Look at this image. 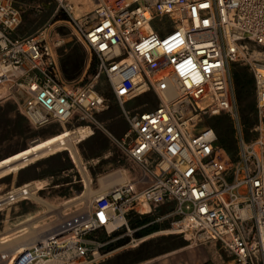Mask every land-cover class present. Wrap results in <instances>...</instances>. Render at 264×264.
Masks as SVG:
<instances>
[{
	"label": "built area",
	"instance_id": "built-area-1",
	"mask_svg": "<svg viewBox=\"0 0 264 264\" xmlns=\"http://www.w3.org/2000/svg\"><path fill=\"white\" fill-rule=\"evenodd\" d=\"M55 1L120 107L127 130L115 143L139 175L96 197L86 220L55 226L15 264L96 255L104 244L92 247L87 236L127 227L126 216L141 205L169 206L164 218H175V232L217 243L232 264H264V0H91L80 16L69 0ZM20 24L15 1L0 0V85L14 89L29 124L96 123L103 96L93 85L66 82L46 42L15 36ZM238 62L254 82L251 140L237 120L230 67ZM170 89L177 96L165 101L160 94ZM148 93L159 99L155 108H126ZM220 113L237 124L234 158L203 123ZM117 219L123 223L108 232Z\"/></svg>",
	"mask_w": 264,
	"mask_h": 264
},
{
	"label": "rangeland",
	"instance_id": "rangeland-1",
	"mask_svg": "<svg viewBox=\"0 0 264 264\" xmlns=\"http://www.w3.org/2000/svg\"><path fill=\"white\" fill-rule=\"evenodd\" d=\"M14 1L21 11V24L15 36L18 38L34 36L46 42L55 53L62 78L63 75L60 69L62 61H66V59L68 61V58L71 61H80L82 64L80 73L71 81L66 82L76 86L93 85L95 92L105 99L106 108L95 114L96 123L72 122L62 126L51 124L42 128H34L22 114L19 96L14 89L8 88L3 94L0 93V160L17 154L35 143L59 135L64 131L73 132L79 128H89L92 131V135L85 141L77 143L75 147L77 155L81 159L83 167H85L89 182H91L90 188L92 192L100 187L98 182L100 177L118 170L125 172L127 177L125 182L138 177V166L129 160L124 151L119 149L115 143V139L121 138L127 130L126 122L121 116L120 107L115 102L107 81L97 71L96 58L79 41L75 31L68 23L67 14L58 6L55 0ZM85 1L88 3V0ZM70 2L73 6L72 13L75 16L89 12H81L83 6L76 4L78 3L77 1L70 0ZM90 7L92 8V3ZM250 47L255 51H260L259 47L253 45ZM233 65L237 68L245 69V72L252 77L249 66L246 63L238 62L230 67L231 78ZM232 86L234 93L233 80ZM162 96L164 100L169 101L172 99L173 94L165 92ZM254 101L255 92L247 95L241 104L235 98L237 120L245 140H251L256 137L257 118L256 122L245 128L241 109L249 107ZM158 104L159 99L157 96L153 93H148L129 102L126 108L130 110H151ZM203 123L212 127L216 126L221 137L230 140L229 145L232 144L233 151L232 156L229 155L234 158L237 151L236 121L227 113H220L215 117L205 119ZM74 163L68 152H62L56 156L29 164L24 169L22 168L7 178L1 179L0 199L7 198L3 197L24 185H38L41 189L36 191V196L46 203L56 206L57 209L49 212L44 205L33 200H24L16 204L7 205L0 210V237L7 236L6 239L18 237L27 232L25 228L31 226L38 227L37 231L39 233L44 232L53 226L63 225V222L70 217H68V212L75 210L76 215L81 213L85 206L82 201L63 205V203L68 201L64 199L68 191H75V196H78L85 190L83 176H81L79 168ZM38 182H43V185L41 186ZM88 197V206H91L92 198L91 196ZM139 207H137V211H133L126 216L127 227L123 226L110 234H107L104 230H99L88 235L86 239L91 242L92 247L96 246L97 243L104 244V246L99 248L98 254L93 256L88 254L83 258L77 259L72 264H139L153 256L161 254H168L167 256H169V253L173 252L170 255L176 257V254H189L193 251L196 252L200 248L201 252L198 256L201 259H208L216 255L224 260H230L229 256L217 243H197L188 234L176 233L170 225L175 218L161 219L163 215L162 209L166 210L169 208L166 205L155 208V215L148 216L149 219L151 218L152 221H155L154 225L160 228L159 231L150 237L136 238L134 231L129 228V221L135 219V217L144 216V214L141 215L138 212L142 211ZM60 215L64 219H60ZM124 238H128V242L119 246L118 241ZM143 242L146 245L136 251ZM172 260L175 261L173 258ZM3 262L0 258V264H3Z\"/></svg>",
	"mask_w": 264,
	"mask_h": 264
},
{
	"label": "bare ground",
	"instance_id": "bare-ground-1",
	"mask_svg": "<svg viewBox=\"0 0 264 264\" xmlns=\"http://www.w3.org/2000/svg\"><path fill=\"white\" fill-rule=\"evenodd\" d=\"M74 1L78 2L76 4H79V5L81 4L83 6L82 8H86L91 5L90 0H88V3L85 0H74ZM7 89H8V86L6 84L0 85L1 94H3ZM166 92L173 94L172 99L177 96V93L174 91V89H170ZM164 93L165 92L160 94L162 99H164L162 96ZM91 135H92V131L89 128H79L78 130L73 131V132L64 131L63 133L59 135H56L44 141L35 143L34 145L28 147L27 149L17 154L9 156L6 159L0 160V180L7 178L9 175L14 174L17 171H20V169L22 168L24 169V167L28 166L29 164L31 165L37 161H40L48 157H52L54 155L56 156L57 154L62 153V152H68L70 156L72 157V161L75 162L74 164H76V166L79 168L82 174L81 176H83V179H84L83 183L85 185V190L81 195H78V197H76L75 199H72L68 202L63 203V205L72 204L75 202L77 203L78 201L80 202L82 201L83 204L85 205L84 210L74 217H77V216L81 217L82 218L81 221H84L86 220V217L90 213V205L88 206L89 204L88 196H91L92 201H93L96 197L101 196L105 194L106 192L122 184L127 183V182H124L125 177L123 175V172L119 170L115 171L113 173H110L98 179L99 184L102 186V190H105V192L100 193V194L96 193L97 195H95L94 197L92 196L95 193L92 192L90 188L91 182H89V179L87 177L88 175H86L85 173V167H83L84 165H82L80 161L81 159H79L77 155V151H76L77 149L75 147L77 143L85 141ZM40 189L41 187H39L38 185H35V186L24 185L22 187L15 189L14 191L8 193L6 196L3 197V198L5 197L7 198L0 199V210L10 204H14V203L16 204L24 200H33L39 204L44 205V207L49 212L55 211L57 209L56 206L50 205L36 196L35 194L36 191ZM92 201L90 203H92ZM62 217H63L62 215L59 216L60 219H64ZM72 218L73 217H71L68 220H65L63 223L66 224L70 222ZM122 223H123L122 219H117L114 223H107L106 230L110 232L115 227L121 225ZM54 227L55 226L49 228L46 231H44L42 228L44 232L39 233L37 231L38 227L31 226V227L25 228L27 232L23 233L22 235L18 237L6 239L7 236H1L0 237V258L1 260L4 261L3 264H15V261H16L15 259H17L21 253H23L26 249H28L35 242H39L43 240V238L47 235V233L52 231ZM35 264H58V263L56 261L49 260V261H40Z\"/></svg>",
	"mask_w": 264,
	"mask_h": 264
},
{
	"label": "trees",
	"instance_id": "trees-1",
	"mask_svg": "<svg viewBox=\"0 0 264 264\" xmlns=\"http://www.w3.org/2000/svg\"><path fill=\"white\" fill-rule=\"evenodd\" d=\"M82 64L80 61H74L66 59V61H62L60 63V69L65 81H71L73 78L78 76L80 73V69ZM232 80L234 85V95L236 100L241 104L244 102V99L249 94H254V82L253 79L248 73L245 72L243 68H237L235 65L232 66ZM243 124L245 128L250 127L253 122H256V113H255V101L249 107H243L241 109ZM217 134L218 137V146L223 148L228 154L232 156V144L229 145L230 140H226V138L221 137L220 132L216 126L212 127ZM230 133V132H229ZM228 134V133H227ZM228 137V135H227ZM230 139V138H229ZM150 222L147 216L135 217V219L129 221V228L134 231V236L136 238H141L146 236L155 230L157 227L145 226ZM128 242V238L121 239L118 241L119 246L124 245ZM146 243L140 245V247L136 250L139 251L142 247H144Z\"/></svg>",
	"mask_w": 264,
	"mask_h": 264
},
{
	"label": "crops",
	"instance_id": "crops-1",
	"mask_svg": "<svg viewBox=\"0 0 264 264\" xmlns=\"http://www.w3.org/2000/svg\"><path fill=\"white\" fill-rule=\"evenodd\" d=\"M91 9L92 8L90 6H88L87 8H83L81 10V12L85 13L87 11H91ZM123 175H124L125 181H126L127 177H126L125 172H123ZM38 183H40L41 186L43 185V182H38ZM100 187H101V185H100ZM100 187H98V189L94 191L95 194L92 195L93 197L95 195H97V194H100V193L105 192V190H102V187L101 188ZM101 190H102V192H101ZM75 194H76L75 191H68L66 193V195L64 196V199H67L68 201H70L72 199H75L76 197H78V196H75ZM139 209L144 210V211H138V212H140L141 215L144 214L147 217L148 216H154L155 215V213H154L155 212L154 211L155 208L149 207L147 205H141L139 207ZM137 210H138V208H136L135 211H137ZM151 211H152V213H151ZM168 211H169V208H167L166 210L165 209H162L163 215L161 216V219L164 218L167 215V212ZM75 212H76L75 210H72V211H70V212L67 213L68 214V217L70 216L69 219L71 217L75 218L74 217V216H76ZM73 218L71 220H73ZM149 220H150V222L148 224H146L145 226H152V225H154L155 221H152L151 218ZM154 226H156V225H154ZM159 229L160 228H157V230H155L154 232L146 235V237H150L153 234H156L159 231ZM199 250H197L196 252L193 251L192 253H189V254H187V253L186 254H183V255L176 254V257H173L172 255H170L173 252L169 253V256H167L168 254H161V255H158V256H153L152 258H148L147 260H145L143 262H140V263L138 262V263L139 264H232L231 259L230 260H224L220 256H216V255H213V257H209L208 259L207 258H202L201 259L200 256H198L200 254V252H201V250L200 251ZM164 256H166V257H164ZM162 257H164V258H162ZM172 258L175 259V261H173Z\"/></svg>",
	"mask_w": 264,
	"mask_h": 264
}]
</instances>
